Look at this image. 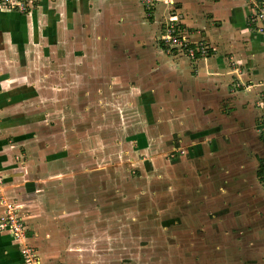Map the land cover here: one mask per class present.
Segmentation results:
<instances>
[{"label": "crops", "instance_id": "crops-1", "mask_svg": "<svg viewBox=\"0 0 264 264\" xmlns=\"http://www.w3.org/2000/svg\"><path fill=\"white\" fill-rule=\"evenodd\" d=\"M169 14L212 46L208 56L163 52L156 34ZM246 15L245 0H160L151 17L136 0L0 8V213L11 202L26 215L37 253L50 237L68 240L71 255L98 249L88 207L99 200L78 181L91 143L155 157L152 145L177 135L180 152L165 161L199 251L216 264H264V34ZM19 249L0 232V264H25Z\"/></svg>", "mask_w": 264, "mask_h": 264}, {"label": "rangeland", "instance_id": "rangeland-1", "mask_svg": "<svg viewBox=\"0 0 264 264\" xmlns=\"http://www.w3.org/2000/svg\"><path fill=\"white\" fill-rule=\"evenodd\" d=\"M109 129L105 128V132ZM121 132V139H125L126 130L121 129ZM90 133H94L93 129ZM178 139L174 135L169 146L164 143L152 145L155 157L135 151L128 142L118 144L117 150H111L107 141L97 145V149L91 143L89 160L84 166L86 173L78 181L89 189L90 202L93 198L99 200L97 207L93 208L92 203L88 207V217H95L99 223L89 231L99 237L93 241V247L98 249L71 255L68 240L50 237L45 241L50 247L44 246V257L38 250L37 264H216L218 260L213 255L199 251L200 231L191 219L192 208H184L177 202L176 166L171 167L165 159L180 152ZM103 146L106 154L96 161L95 152ZM169 170L174 171L169 173L170 176L166 173ZM88 173L97 176L88 178ZM19 214L27 234L33 233L26 215ZM40 236L38 233V238Z\"/></svg>", "mask_w": 264, "mask_h": 264}, {"label": "built area", "instance_id": "built-area-1", "mask_svg": "<svg viewBox=\"0 0 264 264\" xmlns=\"http://www.w3.org/2000/svg\"><path fill=\"white\" fill-rule=\"evenodd\" d=\"M148 17L152 16L160 0H136ZM247 3L246 25L256 33L264 34V0H245ZM39 0H0V8L27 13ZM156 41L168 54L184 56L197 60L209 55L212 46L203 38H193L188 28L180 21L177 14L169 16L161 23ZM264 133V127L261 129ZM3 202V201H2ZM4 209L0 213V232L10 233L20 242V254L25 264H37L36 246L25 241L26 227L22 216L11 202H3Z\"/></svg>", "mask_w": 264, "mask_h": 264}, {"label": "trees", "instance_id": "trees-1", "mask_svg": "<svg viewBox=\"0 0 264 264\" xmlns=\"http://www.w3.org/2000/svg\"><path fill=\"white\" fill-rule=\"evenodd\" d=\"M151 17V16H150Z\"/></svg>", "mask_w": 264, "mask_h": 264}]
</instances>
